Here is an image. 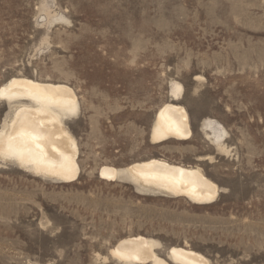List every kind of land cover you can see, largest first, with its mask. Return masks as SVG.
Here are the masks:
<instances>
[{
    "label": "rangeland",
    "instance_id": "obj_1",
    "mask_svg": "<svg viewBox=\"0 0 264 264\" xmlns=\"http://www.w3.org/2000/svg\"><path fill=\"white\" fill-rule=\"evenodd\" d=\"M13 78L74 89L81 173L0 158V264H125L110 250L140 235L170 264L172 247L264 264V0H0V87ZM167 103L186 108L189 141L152 143ZM17 106L0 99V129ZM151 159L201 168L217 200L99 178Z\"/></svg>",
    "mask_w": 264,
    "mask_h": 264
},
{
    "label": "bare ground",
    "instance_id": "obj_2",
    "mask_svg": "<svg viewBox=\"0 0 264 264\" xmlns=\"http://www.w3.org/2000/svg\"><path fill=\"white\" fill-rule=\"evenodd\" d=\"M173 94L178 102L179 89H174ZM0 99L18 105L10 124L0 129V158L64 183L76 181L81 173L79 147L64 124L66 116L79 112L74 89L64 84L13 78L0 87ZM206 128L214 133L217 142L222 141L223 135L214 123L208 122ZM191 134L186 108L174 103L160 108L151 133L153 144L186 142ZM98 175L111 182L129 177L142 187L187 198L198 205L212 204L220 194L218 185L201 168L174 165L163 159L142 161L123 170L103 166ZM110 254L125 264H170L156 253L155 243L141 235L121 240ZM167 256L173 264H209L202 254L183 247H172Z\"/></svg>",
    "mask_w": 264,
    "mask_h": 264
}]
</instances>
